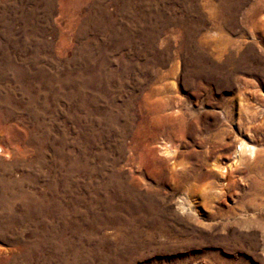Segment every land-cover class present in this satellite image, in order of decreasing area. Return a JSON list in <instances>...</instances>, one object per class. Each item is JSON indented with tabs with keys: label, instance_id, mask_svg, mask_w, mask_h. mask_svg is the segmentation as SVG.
I'll return each mask as SVG.
<instances>
[{
	"label": "rangeland",
	"instance_id": "1",
	"mask_svg": "<svg viewBox=\"0 0 264 264\" xmlns=\"http://www.w3.org/2000/svg\"><path fill=\"white\" fill-rule=\"evenodd\" d=\"M177 108L198 128L185 148L222 127L226 162L250 156L241 139L264 154V0H0V264H264V230L230 209L247 181L222 201L196 187L180 206L186 190L158 183L132 146L160 141L161 111ZM107 172L121 191L138 177L153 216L98 225ZM8 209L23 222L8 226Z\"/></svg>",
	"mask_w": 264,
	"mask_h": 264
},
{
	"label": "bare ground",
	"instance_id": "2",
	"mask_svg": "<svg viewBox=\"0 0 264 264\" xmlns=\"http://www.w3.org/2000/svg\"><path fill=\"white\" fill-rule=\"evenodd\" d=\"M142 93H144V91ZM151 94L152 93H150V95ZM178 102L179 99L175 101V103ZM143 103L144 106L146 107L147 105L145 104V99H143ZM161 103L163 106L166 107L168 102L162 101ZM150 107H154V106L151 105ZM178 108L174 111V113L161 111L162 114L159 121H161V126L163 127V129H162V133H160V141H157L155 139V133L153 132L146 133L143 136L144 139H142L141 141H138L136 139L133 141L132 146L138 145L141 146L142 148H145V150L147 151V154L149 156L148 159H150L148 163L146 162L147 164H149L153 159L156 161V164L152 166L151 169L149 170L158 175H161V177H159L158 183L162 184L164 187H168L170 192L172 193H174L178 189L186 190V193L184 194L185 196L178 197V204L180 206H184L185 204L190 206L192 203L191 201L192 199L190 200L186 196L187 194H189V191H192V189L196 187L197 188L202 187L203 189H205L206 187H209L210 189L213 188L214 190L213 196L216 197L214 198L222 201L230 194L235 193L237 191L236 189L238 183L239 182L241 183L243 180H245L247 181L249 186V190H250L249 196L246 198L243 197L244 199L237 200L233 205V207L231 206L230 209L232 213L238 214V216L239 214L248 216L249 219H251L255 224L259 225V227H261L264 230V154H260L252 144L250 143L246 144L245 141L243 142L241 139L239 142L240 144L239 147L242 146V148H245V145H247L248 147L247 150L250 153V156L252 157H250L249 155L241 156L239 154L236 160H234L233 158L231 162H226L228 159H230L229 157L230 154L228 153L227 150L229 147H231L232 141L229 139L228 136H226V132H225L226 130L222 127L217 128L213 131L210 130L201 137H197L194 134L191 135V139H193L192 142L196 141V143L198 144V148L197 149L185 148L183 142L186 140L185 138L186 132L191 133L192 131H195L198 128L193 129L191 127H185L184 120L186 118L184 117L183 112L180 111ZM250 116H251L249 117L250 121L251 122L254 121L255 120L254 115H250ZM109 124L112 126H117L118 119L110 117ZM260 125H261V121L259 124L252 125L253 130H255L256 132V129H259L258 126ZM111 131H113V129H111ZM230 131L232 130L230 129ZM113 135L121 139L123 136H126L121 131L114 132ZM132 137L134 139V136ZM126 147L129 148V150H132V147L130 145ZM156 147H159L158 148L159 154L155 153ZM244 150L246 151V148L242 149L241 151L243 152ZM120 151L121 148L119 147L117 149V152ZM97 173L103 174L102 165L98 166ZM107 176H108L107 182L105 184L99 183L97 186L98 193L94 195L96 196V201H95L96 212L94 211L93 218L98 225L111 224L114 226L116 230H120L121 228L130 225L131 220L135 218H138L139 221L146 220L147 217L153 216L155 212L154 210L156 208H159L155 205L157 203L153 199L152 193L150 191L148 193L146 192L144 193L141 190H139L138 177H134L133 175L131 176L130 179L132 181L131 183L132 189L121 191L120 189H117L118 185L117 187L114 186V183H112L110 174L108 172H107ZM3 189L5 190L6 187H4ZM165 192L166 191H164V193ZM117 198H121L120 203L122 204L125 211L121 209V205L118 203ZM10 211H11L10 213L11 219L7 223V225L11 226L14 223L21 224L23 222V219H21L22 216H18V218H16L17 215L15 214V212L13 213V210ZM122 212H125V214H123ZM163 221H164V214L161 211V215L159 216L157 223L162 224ZM118 235H120V233L116 232V237H118ZM77 245L79 244L77 243Z\"/></svg>",
	"mask_w": 264,
	"mask_h": 264
}]
</instances>
